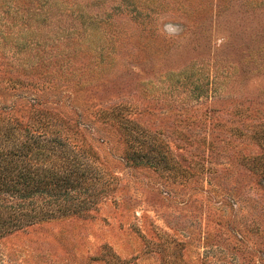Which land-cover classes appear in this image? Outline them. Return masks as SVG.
<instances>
[{"label":"rangeland","instance_id":"374dc122","mask_svg":"<svg viewBox=\"0 0 264 264\" xmlns=\"http://www.w3.org/2000/svg\"><path fill=\"white\" fill-rule=\"evenodd\" d=\"M158 22L181 24L184 42ZM0 76L34 79L22 94L70 97L89 120L120 103L136 123L134 141L91 124L112 183L99 208L1 239L0 264H264L259 143L230 133L264 130V113L236 115L264 111V0H0ZM132 150L147 157L124 161Z\"/></svg>","mask_w":264,"mask_h":264},{"label":"trees","instance_id":"16d2710c","mask_svg":"<svg viewBox=\"0 0 264 264\" xmlns=\"http://www.w3.org/2000/svg\"><path fill=\"white\" fill-rule=\"evenodd\" d=\"M39 76L44 83L37 91L42 92L53 83L49 78L52 73L43 72ZM83 77L77 84L69 83L71 87L67 91L71 89L74 93V86L83 88L86 83ZM20 80L0 76V240L43 222L85 217L106 200L112 183L88 140L91 124L102 120L117 131L122 129L133 141L136 139V123L128 120L120 103L112 104L110 100L101 107L90 106L95 109L92 115H99L94 116L93 119L98 117L96 120H89L70 97L42 94L38 99L28 98L21 93L27 94L26 85L35 88L39 84L34 79ZM12 89L20 94L11 96ZM263 113V109L256 112L250 109L236 115L245 121L254 115L263 117ZM230 133L258 141L261 152L251 158L250 168L264 172V130H256L253 124L245 130L232 126ZM209 145L212 150L215 142L209 141ZM147 153L146 165L153 166L156 150L148 148ZM143 157L147 155L132 150L123 159L138 162Z\"/></svg>","mask_w":264,"mask_h":264},{"label":"clouds","instance_id":"9594fccd","mask_svg":"<svg viewBox=\"0 0 264 264\" xmlns=\"http://www.w3.org/2000/svg\"><path fill=\"white\" fill-rule=\"evenodd\" d=\"M157 33L161 36H164L166 39L169 40H179L180 43H183L184 40L181 38L183 33V28L181 24L168 22L163 25V27H159V22L157 25ZM227 41L226 36H221L218 40V44H222Z\"/></svg>","mask_w":264,"mask_h":264}]
</instances>
